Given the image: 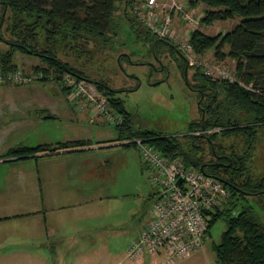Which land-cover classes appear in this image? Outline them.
Here are the masks:
<instances>
[{"label":"trees","instance_id":"obj_1","mask_svg":"<svg viewBox=\"0 0 264 264\" xmlns=\"http://www.w3.org/2000/svg\"><path fill=\"white\" fill-rule=\"evenodd\" d=\"M201 4L208 8L198 18L199 26L235 18L240 20L231 30L213 35L198 26L179 34L173 26L181 21V14L173 10V35L167 38L157 36L138 18L133 11V0H0V41L7 46L0 52V71H19L27 77L36 76L26 83L4 84L53 80L66 95L72 94L71 88L62 80L66 73L93 84L106 100L107 114L111 115L110 109L118 114V117L111 116L117 140L124 141L119 145H135L133 139H145L165 156L179 157L185 165L223 182L230 198L223 207L207 212L210 218L205 240L217 219H223L226 225L219 242L211 246L215 264H264V223L250 205L239 203L247 195H264V176L253 177L248 165L257 130L261 129L264 134V0H185L184 7L197 10ZM119 6L124 21L117 19ZM121 22L143 41L148 55L152 51L156 55L159 50L161 54L167 53L174 58L183 76L186 72V84L198 93V98L203 95L198 106L199 117L189 123L188 133L184 136L136 129L129 112L115 96L124 88H112L104 80L91 78L58 57L59 52L67 54V51L93 55L95 47L106 45L119 32L123 33ZM185 33L183 42L190 47L195 58L211 52L215 61H234V80L207 74L205 64H213L210 60L189 64L179 47V36H185ZM88 40L94 41L92 48H87ZM16 53L38 58L40 64L33 67V75L20 70L14 60ZM189 70L192 72L190 77L187 76ZM88 144L87 140H75L53 146H21L9 149L5 156L15 157L11 159L37 157V153L49 154L57 149L67 150ZM204 145H208L209 158Z\"/></svg>","mask_w":264,"mask_h":264},{"label":"rangeland","instance_id":"obj_2","mask_svg":"<svg viewBox=\"0 0 264 264\" xmlns=\"http://www.w3.org/2000/svg\"><path fill=\"white\" fill-rule=\"evenodd\" d=\"M181 4L184 6L185 0H181ZM206 8L208 7L201 4L193 11L199 18ZM116 16L117 19L124 21L121 6L118 7ZM239 20L235 18L216 21L211 25L198 27L203 32L213 35L231 30ZM5 26L6 21L4 28ZM120 27L123 33L119 32L106 45L95 47L93 55L67 51V54L59 52L58 57L80 69L85 75L104 80L112 88H124L125 90L115 96L129 112L136 129L154 131L167 136H184L188 133L189 123L199 117L198 93L186 84L174 58L167 53L161 54L159 50L156 52L157 56L153 51L148 55L143 41L138 39L133 31H128L129 27L124 26L122 22ZM173 27L179 34L187 28L190 29L184 23ZM144 31L145 28L142 27V32ZM3 32L7 37L8 33L5 30ZM179 37L183 42L185 36ZM86 44L87 48H92L95 43L88 40ZM6 49V44L0 41V52ZM120 54L124 55L121 59ZM14 60L26 75H33V67L40 64L38 58L28 54L16 53ZM205 60L224 67L234 78V61L230 59L223 62L215 61L211 52L195 59L197 63H204ZM191 73L189 70L187 76L190 77ZM73 97V94L62 93L53 80L45 83L33 81L22 85L0 86V160H6V152L11 148L34 147L57 139L81 137L91 140L95 145L105 146L103 156L109 163L98 172L101 178L95 173L96 169L93 170L88 180V183H93L91 185L93 192L71 204L73 206L67 205L66 202L67 206L58 210L70 216L68 223L71 224V221L75 220L72 225L98 228L97 236L104 242L109 241V264H114L120 258L127 261V245L138 236L139 231L148 224L152 216L155 188L149 180L138 147L119 145L124 141L117 140L118 135L111 116L118 117L117 112L110 109L111 115H98L87 101H83L87 108L82 111V103L67 101ZM48 113L55 116L47 118ZM20 114H30L31 121L19 123L31 125L25 128L14 126L16 122L11 120ZM204 152L209 158L208 145H204ZM14 162H23L12 166L14 177L20 176L19 172L33 178L39 169L52 171V165L38 164L33 158H23ZM248 165L253 177L264 176V134L261 129L257 130L253 154ZM1 182L4 180L1 179ZM0 187L5 188L4 185ZM239 203L250 205L264 223L263 194L247 195L245 199H240ZM55 205V202H47L50 211ZM225 228L223 219H217L210 227L209 237L202 248L194 253L196 256L200 255V264H215L211 246L219 242ZM175 261L183 262L178 258Z\"/></svg>","mask_w":264,"mask_h":264},{"label":"crops","instance_id":"obj_3","mask_svg":"<svg viewBox=\"0 0 264 264\" xmlns=\"http://www.w3.org/2000/svg\"><path fill=\"white\" fill-rule=\"evenodd\" d=\"M155 1L163 3L166 0ZM178 23L181 25L182 21ZM0 86L8 85L2 83ZM67 101L82 103V111L87 108L80 98L73 97ZM29 116L20 114L11 121L16 122L14 126L25 128L31 125L24 123L31 121ZM53 116V113L46 115L47 118ZM75 140H87L89 144L29 157L38 164L52 165V171L39 169L33 178L21 172L20 176H13L12 166L23 163L14 162L19 159L6 157L10 159L0 160V185L5 187H0V264H109V241L104 242L97 236L98 228L72 225L75 220L68 223L70 216L58 210L92 193L93 183H88V180L93 170L96 169L95 173L101 172L100 169L109 163L103 156L105 146L95 145L89 139L73 137L44 144L53 146ZM97 175L101 178L100 173ZM97 187L99 189L100 185ZM49 201L56 203L52 211L47 207ZM194 253L178 259L185 261H174L172 264H200V255ZM152 260L153 257L146 254L139 260L127 258L125 261L120 258L114 264H151Z\"/></svg>","mask_w":264,"mask_h":264},{"label":"built area","instance_id":"obj_4","mask_svg":"<svg viewBox=\"0 0 264 264\" xmlns=\"http://www.w3.org/2000/svg\"><path fill=\"white\" fill-rule=\"evenodd\" d=\"M133 3V11L138 18L159 37L169 38L173 35V10L180 12L181 21L189 28H195L199 24L195 12L186 9L180 0H166L163 3L133 0ZM158 16L161 18L160 22ZM179 47L189 64L196 63L192 50L185 42L179 43ZM205 65L207 74L234 80L224 67L210 63ZM34 77L36 76L21 75L19 71H0V84L26 83ZM62 80L71 88L75 97L89 102L96 114L108 115L106 100L93 84L68 73L63 75ZM133 143L141 153L155 192L152 216L139 237L132 239L127 245L126 257L139 260L148 254L153 257L151 264H172L176 258L189 257L202 248L210 218L207 212L223 207L230 198V193L221 180L185 165L179 157L165 156L147 140L135 138Z\"/></svg>","mask_w":264,"mask_h":264},{"label":"water","instance_id":"obj_5","mask_svg":"<svg viewBox=\"0 0 264 264\" xmlns=\"http://www.w3.org/2000/svg\"><path fill=\"white\" fill-rule=\"evenodd\" d=\"M180 54H181V53H180ZM181 55H182V54H181ZM182 56H183V55H182ZM183 57H184V56H183ZM184 58H185V57H184ZM184 78L187 80L186 72H185V74H184ZM198 105H199V103H198ZM202 117H203V115H202ZM202 117H201V119H202ZM180 180H181V179H179L178 182H180Z\"/></svg>","mask_w":264,"mask_h":264},{"label":"flooded vegetation","instance_id":"obj_6","mask_svg":"<svg viewBox=\"0 0 264 264\" xmlns=\"http://www.w3.org/2000/svg\"><path fill=\"white\" fill-rule=\"evenodd\" d=\"M202 97H203V95L202 96H200V98H198L199 99V102L202 100ZM198 102V103H199ZM199 106V105H198ZM202 117V116H201ZM200 120L202 121L203 120V117H202V119L200 118ZM201 131H203V130H201Z\"/></svg>","mask_w":264,"mask_h":264}]
</instances>
